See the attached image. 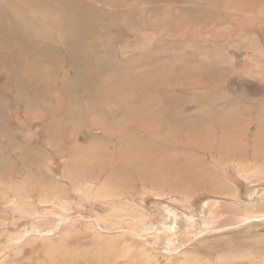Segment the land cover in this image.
<instances>
[{"label":"rangeland","instance_id":"obj_1","mask_svg":"<svg viewBox=\"0 0 264 264\" xmlns=\"http://www.w3.org/2000/svg\"><path fill=\"white\" fill-rule=\"evenodd\" d=\"M156 1L0 0V264H264V0ZM158 57L167 79L185 65L160 87L161 110L214 136L238 127L230 158L210 143L182 153L220 190L131 177L121 192L81 167L91 141L98 154L116 146V82ZM154 226L179 253L147 243Z\"/></svg>","mask_w":264,"mask_h":264},{"label":"bare ground","instance_id":"obj_2","mask_svg":"<svg viewBox=\"0 0 264 264\" xmlns=\"http://www.w3.org/2000/svg\"><path fill=\"white\" fill-rule=\"evenodd\" d=\"M158 1L160 0H157L156 2ZM165 1L168 2L169 0ZM152 7L156 12L160 11V6L156 5ZM129 12L130 11H127L126 14ZM185 21H188V18L185 19ZM189 21L194 24L199 22L198 18H191ZM144 25L145 26L139 22L137 24V28L148 27L149 23L146 22ZM151 63L153 65L149 66L145 70L143 73L144 76L138 77L135 74L127 75L126 77L121 76V78L116 82L114 89L117 96L110 98L118 105H121L122 108V112L117 116L118 118L116 121V128H118L115 129L118 131L115 135L116 146L111 150H104L98 154L94 152L91 141V143L85 145L80 152L83 156L81 167L86 169H94L97 167L96 170H104L106 176L104 179L105 184L114 185L115 189H119L121 192H129L131 190L129 185L133 179L131 177L138 178V180L142 181L143 184H147L146 181L150 180L148 183L151 187L167 185L165 188L182 193L191 192L196 187L211 188V186L214 185L212 183L213 178L207 177V175L204 174L201 165L198 166L193 161L190 162V160L183 161L182 159H184L185 156L182 155V153L195 146H200L207 150L209 145L208 143H210V145H214L215 147L220 145V147L217 148L219 150V155H223L225 159L230 158L226 156L228 155L226 151V143H229L227 139L229 136H234L235 138L238 137V127L233 126V124L231 125L228 121L227 123H221V134L214 136L212 135L214 133L211 130L202 127L200 124H197L192 120L187 121L186 123H180L178 121L180 118L179 114H171L172 112L169 110H161V105H169L170 102L166 99L164 93H160V87H163L172 80H175L178 75L185 70V65L179 68V71L175 76L167 79V72L171 70L169 69L170 66L168 63L165 64L160 57L152 58ZM186 68L189 69V66L186 65ZM137 92L141 93L139 97H135ZM128 97L138 99L140 104L135 106L126 104L125 100ZM230 118L234 120V116H231L228 119ZM260 133L261 131L259 132L258 130L257 134L259 135ZM169 148H171L172 151ZM171 170L177 172V175L182 179V182L178 179L177 181H173L174 184L172 182L171 184L165 183ZM159 173H164L161 178H158ZM128 185L129 188H127ZM214 186V190H220L219 186H216V184ZM9 197H6V199ZM257 205L258 204H256V206ZM180 216L182 215L180 214ZM5 219L4 221L3 219L1 221L5 222ZM9 219H11V217ZM58 221L60 220L55 219L54 222L56 223ZM3 222H0V225L3 224ZM154 228H157V230L151 228L152 231L149 232L150 234L143 235L148 237V240H146L147 243L153 247V249H157L156 251H161L168 256H171L174 253H179V249H171L172 251L163 249L164 242L161 238L162 230L159 227L154 226ZM202 229H204V227ZM30 231V228L24 227L22 231L18 232L17 236L11 235L9 237V243L19 241L21 237L31 233ZM9 243H7V245Z\"/></svg>","mask_w":264,"mask_h":264},{"label":"water","instance_id":"obj_3","mask_svg":"<svg viewBox=\"0 0 264 264\" xmlns=\"http://www.w3.org/2000/svg\"><path fill=\"white\" fill-rule=\"evenodd\" d=\"M234 205H236V204H234V203H231V205L230 204H228L227 206H228V208L230 207V208H232L233 209V211L235 210V211H237V210H241V211H244V210H242V208H236ZM251 205V204H250ZM245 206V205H244ZM243 206V207H244Z\"/></svg>","mask_w":264,"mask_h":264}]
</instances>
